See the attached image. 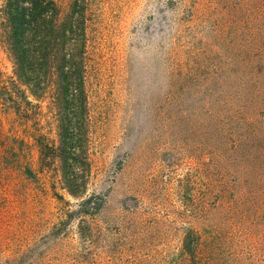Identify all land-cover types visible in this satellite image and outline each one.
<instances>
[{"label": "rangeland", "instance_id": "374dc122", "mask_svg": "<svg viewBox=\"0 0 264 264\" xmlns=\"http://www.w3.org/2000/svg\"><path fill=\"white\" fill-rule=\"evenodd\" d=\"M87 2L88 194L105 204L98 217L86 219L99 234L98 264H175L191 229L229 233L233 248L243 240L262 264L263 201L245 178L236 192L240 173L250 174L264 159L256 132L243 130V122L224 117L219 107L210 108L209 117L203 96L195 94L206 87L200 81L186 89L191 99L179 97L185 83L176 82L174 65L186 51L198 52L213 76L221 72V58L264 69V0ZM12 72L0 43V76ZM14 125L0 102V264H64L79 246L80 218L69 222L64 237L51 233L78 201L65 196L71 204L59 202L47 177L25 175L29 162L38 171V149L30 140L16 150L18 163ZM240 133L248 134L247 146L237 149ZM223 142L234 149L224 151Z\"/></svg>", "mask_w": 264, "mask_h": 264}, {"label": "trees", "instance_id": "16d2710c", "mask_svg": "<svg viewBox=\"0 0 264 264\" xmlns=\"http://www.w3.org/2000/svg\"><path fill=\"white\" fill-rule=\"evenodd\" d=\"M88 6L87 0H68L65 6L61 0H3L0 9V43L13 64L11 76H0V102L3 111L12 116L14 143L19 144V149H11L12 153L19 163L20 154L16 150L24 151L31 140L38 149V171L35 173L29 162L24 167L25 175L33 180H39V175L47 177L59 202L70 205L65 196L78 201L76 210H66L58 232L51 233L56 239L64 237L69 222L80 218L79 246L64 264H98L95 247L99 234L95 224L91 227L86 218L98 217L105 204L100 196L88 194L91 172ZM219 66L220 74L213 76L212 65L198 52L181 53L174 65L176 82L181 79L185 83L179 97L191 99L186 89L198 81L205 84L195 94L203 96L200 100L209 107L208 116L212 117L210 108L217 107L213 108L217 111L219 107L224 117L238 124L243 122V130L252 126L256 132L255 146L264 153L263 65L221 58ZM230 68H237V72H230ZM246 135L239 134L237 149L246 148L243 138ZM234 147L235 144L223 142L220 148L230 151ZM11 150L6 151L11 154ZM2 155L0 152L4 159ZM261 163L250 174L240 173L236 192L242 187L241 181L247 179L264 208V159ZM219 193L225 195L227 190ZM232 240L229 233L204 235L191 229L183 239L175 264H255L257 256L245 251L243 240L234 248ZM259 259L264 264V251Z\"/></svg>", "mask_w": 264, "mask_h": 264}]
</instances>
